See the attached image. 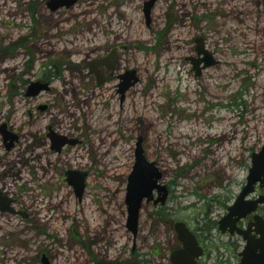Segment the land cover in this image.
Returning <instances> with one entry per match:
<instances>
[{
  "label": "rangeland",
  "instance_id": "obj_1",
  "mask_svg": "<svg viewBox=\"0 0 264 264\" xmlns=\"http://www.w3.org/2000/svg\"><path fill=\"white\" fill-rule=\"evenodd\" d=\"M146 1L79 0L53 11L52 0H0V127L11 121L28 134L10 154L1 149L0 133V157L7 158L0 193L30 214L0 211V264H38L37 256L49 251L55 264H135L126 191L140 138L169 190L166 204L145 201L139 221L151 247L168 255L162 264L183 245L179 222L204 250L199 264H239L246 241L223 234L218 223L264 146V0H157L150 27ZM197 38L216 61L200 74L192 60L204 57ZM114 40L128 46L121 71L137 70L139 78L122 109H108L103 91L63 67L99 58ZM55 62L59 102L45 122L41 104L54 97L28 92ZM68 109L73 119L61 114ZM56 118L83 143L59 154L49 141L46 157L43 130ZM73 169L90 172L81 200L66 181ZM262 194L257 185L248 197ZM258 213L264 217V205ZM98 236L106 241L89 249L88 240Z\"/></svg>",
  "mask_w": 264,
  "mask_h": 264
},
{
  "label": "water",
  "instance_id": "obj_2",
  "mask_svg": "<svg viewBox=\"0 0 264 264\" xmlns=\"http://www.w3.org/2000/svg\"><path fill=\"white\" fill-rule=\"evenodd\" d=\"M52 10L56 11L58 8L72 7L79 0H52ZM157 0H148L144 4L145 19L147 25L152 22L151 14L152 7L156 4ZM197 49L199 55L203 54V58L193 60L194 70L198 74L201 69L209 68V66L216 63L212 59V55L204 48L202 38H197ZM113 60H116L117 50L112 52ZM204 65L201 67V64ZM136 71L130 74L123 75V89L122 93L134 87L137 82ZM39 82H34L29 86V96H37L40 93ZM6 134V133H5ZM8 138L7 134L5 135ZM64 136L53 138L58 149L62 148L66 142L60 141ZM142 138L139 139L135 151V164L133 172L128 177L127 197L126 202L128 205L129 217L127 220L128 229L136 235L140 226L141 210L145 201L148 203L154 201L156 205L166 204L169 196L167 186L160 183L162 174L160 169L157 168L156 163L146 158L145 150L142 147ZM251 169L248 174L247 182L243 190L236 197V201L229 206L227 213L219 221V230L223 234L240 235L246 241V246L243 251L239 253V264H264V218L257 214L259 206L264 205V194L251 199L248 196L255 193L257 185L264 189V146L258 151L253 153ZM90 175L88 171H78L76 169L68 170L65 172L66 181L74 188L76 196L81 200L85 195L87 186L86 179ZM157 192L158 197L155 198ZM10 202L8 197L2 196L0 193V211L13 212L9 207ZM252 215L253 220L248 224V227L242 228L239 224ZM176 231L179 233V241L183 244L182 249L174 250L172 256V264H198L199 260L204 256V250L198 242L195 233L187 227L185 222H179L175 225Z\"/></svg>",
  "mask_w": 264,
  "mask_h": 264
},
{
  "label": "flooded vegetation",
  "instance_id": "obj_3",
  "mask_svg": "<svg viewBox=\"0 0 264 264\" xmlns=\"http://www.w3.org/2000/svg\"><path fill=\"white\" fill-rule=\"evenodd\" d=\"M149 27L151 26V23L148 25ZM113 44L111 45L110 48L106 47L105 49H103V52H101V56L99 58L96 59H89L87 60L85 63H82L80 66L75 65L71 62H66L64 64L63 67H68V73L71 76H74L76 78H79L83 83L86 82V79L90 80V83L98 90L103 91V95L106 96V106H108V109H112L114 107V105H118L121 109H122V105H124V102L127 98V93L133 88L131 87L130 89H128L127 91H125L124 93H122V85L124 80L122 79L123 75H127L130 74L132 71H127L124 70L123 72L121 71V68L119 66V62L120 59L122 58V50H126L128 49L127 45H120L117 44V40H114L112 42ZM117 50V56H116V60H113V56H112V52L114 50ZM67 52V51H65ZM65 55H68L71 58H73L74 55H76L75 53H68ZM61 66L59 65V63H52L50 65V68H48V70L43 71L39 77V88H41L40 90V99H43L44 97H54V99L52 98V100H50L48 103H43L41 104V109H42V119L45 120V122H47V116L50 114L51 110H52V104L53 103H58L59 100H55L58 94L57 88L54 86V84L56 83L57 80H59L61 78L60 74H61ZM136 72V78H137V82L139 81L138 78V73L137 70H135ZM8 72V71H7ZM64 72V70H63ZM36 82V83H37ZM136 82V83H137ZM135 86V85H134ZM68 95H72L70 93H68ZM73 97L75 98V100H78L79 98L77 97L76 93H74ZM86 105L88 104V102L85 103ZM80 105V104H79ZM82 105V104H81ZM81 105L79 107H81ZM71 111L65 110L62 111L61 114L64 115V117H75V115L71 116L70 115ZM13 115V114H12ZM119 114H117V118ZM11 119V117L9 118ZM55 121L51 122L48 124V126L45 127L44 131V141H45V152H46V157L49 155V152L47 151V147L49 145V141L51 146L49 147L50 151L53 152H57L59 154H62L63 150L66 149L67 147H72V146H80L82 145L83 141L80 140L79 137H77L75 134H73L75 128H73L74 130H69L68 128H66L65 122L63 120H59V119H54ZM57 129L63 130L62 133H60V136H64L65 138H61L60 141L62 142H66V144L64 146H62V148L58 149L57 146L55 145L56 143L53 141V138L57 137ZM79 130V129H78ZM72 132V133H70ZM0 133L3 135V146H1V149L4 150L5 153H15L16 149L18 147V144L21 140H26L28 134H19L18 132H16L14 126L11 125V121H7L5 122L1 127H0ZM7 134L8 138L5 137V135ZM71 134V135H69ZM59 136V135H58ZM7 158H5L3 160V158L0 157V164L3 163L4 161H6ZM48 159L46 158V161ZM11 175L16 176L14 173L11 172ZM19 177V175H18ZM1 178H9L8 173H3L1 175ZM4 192V191H3ZM6 197V196H5ZM8 200L11 201L9 207L13 209V214H16L18 216H20L21 218H29L30 214L28 213V210L25 209V207L23 206V204H19L17 199L14 198H9ZM20 206L21 209H16L15 206ZM260 207V206H259ZM259 210V209H258ZM10 213V212H7ZM10 213V214H11ZM257 214H259L257 212ZM260 215V214H259ZM262 216V215H260ZM253 216H247L246 219H249L248 224L253 220L252 218ZM262 218H264L262 216ZM245 219V220H246ZM248 224L246 227L241 225L240 222V226L242 228H247ZM219 228V227H218ZM133 234V233H132ZM106 241V237L104 236H98L96 237V239L92 240H88V247L89 249L93 250V248L97 247L98 244H100L101 242ZM132 256L134 258V263L135 264H162L163 260H166V258L168 257L167 254H163L161 250H159V248H155V245H153L151 247V245L149 244V236L145 237L144 234H142V232L139 231L135 234H133V238H132ZM88 247L85 246V248L88 250ZM183 245L179 247V249H182ZM90 250V251H91ZM165 250V249H164ZM173 254V253H172ZM173 256V255H172ZM160 258L159 262H157L156 260ZM163 258V260H162ZM37 260H38V264H55L56 259L55 256L52 255V251L48 252H43L41 254H39L37 256ZM101 261V263L104 261L102 258L99 260ZM171 262V263H170ZM167 262V264H172V257H171V261ZM200 262V261H199ZM199 264V263H198Z\"/></svg>",
  "mask_w": 264,
  "mask_h": 264
},
{
  "label": "bare ground",
  "instance_id": "obj_4",
  "mask_svg": "<svg viewBox=\"0 0 264 264\" xmlns=\"http://www.w3.org/2000/svg\"><path fill=\"white\" fill-rule=\"evenodd\" d=\"M183 80H184V82H186V83L188 82L186 78H185V79L183 78ZM188 84H189V83H188ZM188 84H187V85H188Z\"/></svg>",
  "mask_w": 264,
  "mask_h": 264
}]
</instances>
